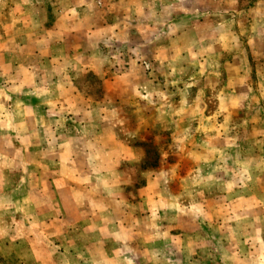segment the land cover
<instances>
[{
  "label": "crops",
  "instance_id": "0c3cea01",
  "mask_svg": "<svg viewBox=\"0 0 264 264\" xmlns=\"http://www.w3.org/2000/svg\"><path fill=\"white\" fill-rule=\"evenodd\" d=\"M9 1L7 10L0 8L11 15L0 21V264H212L214 251L216 257L222 251L211 238L212 202L223 204L221 213L231 202L227 194L205 190L213 179L206 155L218 148L185 146L194 132L181 123L175 128L177 114L167 115L162 105L143 115L141 102L128 101L133 121L104 115L101 105L115 112L122 105L118 95L131 89L126 82L138 89L155 72L146 61L138 80L140 72L117 71L107 64L114 51L105 47L117 32L136 26L143 51L155 38V59L175 76L190 80L229 70L241 76L244 60L264 58V0L244 9L252 19L246 30L245 18L233 17L232 0ZM137 6L146 13L143 20L133 14ZM117 12L122 18L112 19ZM164 28L174 29L159 40ZM88 75L106 87L103 103L82 95L76 82ZM193 85L201 88V82ZM54 108H69L71 116L50 117ZM157 115L171 126L151 121ZM152 127L172 131L184 145L176 147L178 154L190 162L199 155L197 162L177 158L165 168L143 167V131ZM9 138L36 139V145L6 146Z\"/></svg>",
  "mask_w": 264,
  "mask_h": 264
},
{
  "label": "rangeland",
  "instance_id": "374dc122",
  "mask_svg": "<svg viewBox=\"0 0 264 264\" xmlns=\"http://www.w3.org/2000/svg\"><path fill=\"white\" fill-rule=\"evenodd\" d=\"M36 1L38 2V0ZM258 1L232 0L230 4L234 18H245V22H247L245 28L243 27L245 30L252 19L248 12L244 15V9L250 10ZM9 4V0H0L2 10H7ZM213 6L215 10L221 8L218 3ZM238 8L243 11L242 14L238 13ZM133 14L142 20L143 14L146 15L143 13V7L140 6H137V10ZM178 14L179 12H176L174 17ZM111 16L114 20L122 18L119 12ZM1 19L10 21V12H0V21ZM246 19L249 20L246 21ZM135 23L140 22L135 21ZM172 29H160L159 40L167 38V33L170 35ZM139 30V27L135 26L117 32L119 38L113 35L109 47H105L106 50L114 51L110 54L107 64L109 67L117 68V71L127 68L138 74L140 72V75L136 77L138 80L143 73V61H146L147 63L144 62L146 68L150 69L151 66L155 70L154 76H152L153 81L148 84L143 83V87L139 85L138 89H135L132 81L126 82L131 89L122 90L118 95L122 105L117 107V112L101 105L106 109L104 115L122 116L123 120L131 117L133 121L135 113L128 101L133 102L137 99V103L141 102L143 115L157 113V106L162 105L161 107H165L167 115L170 112L177 114L176 116L173 113L169 115L175 116V123H172L175 128L181 123L180 125H184L194 132V137L190 138L188 143L185 141V146L193 147L196 151L198 149L207 150V147L210 150L218 148L217 154H214L212 150L211 155H206L207 163L213 164L210 168L212 170L210 175L213 179H211V185L206 186L205 190L212 196H217L220 193L227 194L231 202L226 204L227 211L222 213L219 207L223 204L212 202L215 213L211 214L212 219H209L211 229H213L211 238H213V243H216V250H222L221 255L218 254L217 257L215 254L218 251H214L212 264H264V58L261 60L255 56L250 63L249 60H244L242 67H245L244 75L241 76L235 77L234 72L229 70L222 75L194 74L189 76L192 77L189 80L187 75L175 76L171 74L172 70L169 65L155 59V38L148 43V48L144 52L143 36ZM250 35L251 33L245 38ZM127 42L131 45H128ZM179 43L181 44L180 41ZM187 45V41L186 44H181L183 48ZM232 48V50L236 48L234 43ZM227 53L233 54L234 51H227ZM241 53L247 55L246 50L245 52L241 50ZM200 68L196 67L195 70L199 71ZM96 79V76L88 75L80 77L76 83L83 96L97 99L99 103H103L102 100L107 93L106 87L99 86ZM221 81L225 85L221 84ZM198 82H201V88L194 87L193 84H198ZM204 85L211 86V88H205ZM220 86H224L223 89H226L220 91L218 90ZM142 89L145 91L143 97L140 95L143 92ZM125 98L128 104L123 105ZM29 99L30 96L27 101ZM109 110L113 112L111 113ZM184 112L188 113L185 115ZM48 113L50 117H56L59 120L65 118L66 115L71 116L72 112L69 108L68 110L54 108ZM157 116H151V121L155 122L160 118L167 128L171 126L170 123L168 124L167 117L165 119L163 115ZM183 116H185L184 124L181 120ZM120 125L123 124L120 123ZM133 126L130 124V131L135 129ZM68 127L71 134L76 132L73 124ZM150 129L148 132L143 131V138L146 137L143 140L146 143L147 153L143 167L159 168L164 166L165 168L175 163L177 158H181V162L184 164L197 162L198 158L196 157L199 155H194L190 162L187 157L184 159L181 154H178L176 147L183 145V142L173 139L172 131L167 129L163 133H159L155 127ZM25 139L27 141L24 143L19 139L9 138L4 140L3 144L6 146L15 144L19 147L20 145L24 147L31 144L36 145V139ZM141 141V139L136 140L137 143ZM222 148H234L235 150L225 152ZM186 156L190 155L186 154ZM32 158L31 156L28 161H31ZM6 161L7 158L2 160L3 163ZM219 178L222 179V184L218 181Z\"/></svg>",
  "mask_w": 264,
  "mask_h": 264
}]
</instances>
